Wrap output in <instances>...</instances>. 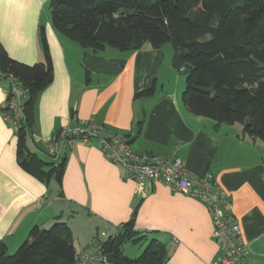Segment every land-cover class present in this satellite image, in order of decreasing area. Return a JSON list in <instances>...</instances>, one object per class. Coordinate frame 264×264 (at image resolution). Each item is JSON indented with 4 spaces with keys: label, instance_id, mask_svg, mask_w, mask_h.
Returning <instances> with one entry per match:
<instances>
[{
    "label": "crops",
    "instance_id": "0c3cea01",
    "mask_svg": "<svg viewBox=\"0 0 264 264\" xmlns=\"http://www.w3.org/2000/svg\"><path fill=\"white\" fill-rule=\"evenodd\" d=\"M48 2L0 0V43L8 55L30 65L43 61L39 32L44 27L52 56L54 79L39 93L30 149L51 162L47 148L53 133L76 114L105 132L129 135L136 153L177 155L193 173L210 171L233 201L248 247L242 264H264V141L245 131L237 135L235 124L215 127L213 119L183 111L175 95H162L151 106L139 103L138 93L152 87L162 47L84 48L53 27ZM5 99L0 86V241L8 253L32 227L57 217L74 220L80 213L99 223L106 240L123 229L138 206L134 233L164 242L170 254L166 264H213L221 257L212 215L202 201L161 182L138 192L126 167L97 145L78 141L62 152L61 185L31 175L18 162V136L1 111ZM69 226L77 253H99L102 240L93 236L81 242Z\"/></svg>",
    "mask_w": 264,
    "mask_h": 264
},
{
    "label": "trees",
    "instance_id": "16d2710c",
    "mask_svg": "<svg viewBox=\"0 0 264 264\" xmlns=\"http://www.w3.org/2000/svg\"><path fill=\"white\" fill-rule=\"evenodd\" d=\"M48 4L53 27L84 48L126 51L147 43L152 48L172 44L174 64L186 74L182 102L187 110L213 119L215 127L241 122L247 135L264 141V0H49ZM39 37L43 61L33 65L17 61L0 43V69L21 81L26 91L24 118L16 131L19 164L36 178L46 182L55 178L61 185L65 156L57 161L48 153L50 162L29 147L39 93L54 79L44 27ZM154 89L153 85L138 95H150ZM138 209L120 232L99 239V252L112 255L107 264L167 263L169 250L159 239L150 240L138 258L124 254L126 242L144 240L133 230ZM78 254L72 230L63 220L50 228L34 226L12 254L0 241V264H78Z\"/></svg>",
    "mask_w": 264,
    "mask_h": 264
},
{
    "label": "built area",
    "instance_id": "2783aa9c",
    "mask_svg": "<svg viewBox=\"0 0 264 264\" xmlns=\"http://www.w3.org/2000/svg\"><path fill=\"white\" fill-rule=\"evenodd\" d=\"M0 86H4L6 92L2 115L17 131L19 121L24 118L25 88L21 81L1 69ZM78 141L97 145L109 160L125 166L130 177L136 182L138 192L143 191L150 183L161 182L173 191L202 201L212 215L214 239L223 253L213 264H242L248 254L242 228L234 212L230 195L212 172L193 173L177 155L167 157L154 153H136L130 146L129 138L103 131L92 119L80 121L76 114H73L69 124L53 133L47 151L54 160L61 161L62 152ZM76 257L78 264L110 262L108 256L101 250L97 254L84 251Z\"/></svg>",
    "mask_w": 264,
    "mask_h": 264
},
{
    "label": "rangeland",
    "instance_id": "374dc122",
    "mask_svg": "<svg viewBox=\"0 0 264 264\" xmlns=\"http://www.w3.org/2000/svg\"><path fill=\"white\" fill-rule=\"evenodd\" d=\"M143 47L146 46L144 45ZM159 53H161L162 57L158 62V66L154 74H152V86L153 85L155 86L154 92L150 95L140 96L139 103H145L147 106H151V104H153L162 95L171 94L177 96L180 102L181 109L187 111V109L185 108L182 102V92L186 87V74L185 72L178 70V68L174 64L175 50L172 44L170 43L164 44L161 48V52ZM141 99H145V100L142 101ZM231 129L232 131L237 132L236 133L237 135H243L244 132L243 123L237 122L235 123V126ZM238 131L241 132L238 133ZM56 220H61V221L66 220L68 224L72 226L75 236L81 238L80 239L81 242H83L86 237L87 240H89L94 236L93 241H98L99 239L104 238V237L102 238L101 235H99L100 232L102 231L101 226L98 225L99 223L97 221H93L88 216H84V215L82 216V213L76 215L74 217V220L73 218H69V217H63V219L62 217H59V219ZM56 220H54L53 222L47 225H44L42 228H50ZM87 232H91V234L87 236ZM26 238L24 240H26ZM149 241L143 240L142 242H133V241L126 242L123 247L124 254L129 256V258H138L145 250V246L149 243ZM77 248L79 249V247ZM15 251L16 249L8 254H12Z\"/></svg>",
    "mask_w": 264,
    "mask_h": 264
},
{
    "label": "water",
    "instance_id": "95a60500",
    "mask_svg": "<svg viewBox=\"0 0 264 264\" xmlns=\"http://www.w3.org/2000/svg\"><path fill=\"white\" fill-rule=\"evenodd\" d=\"M107 256H108V260L109 261H112V255L111 254H108Z\"/></svg>",
    "mask_w": 264,
    "mask_h": 264
}]
</instances>
